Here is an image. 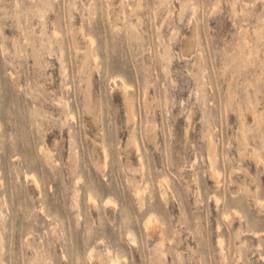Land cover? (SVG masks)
Segmentation results:
<instances>
[{"label": "rangeland", "instance_id": "374dc122", "mask_svg": "<svg viewBox=\"0 0 264 264\" xmlns=\"http://www.w3.org/2000/svg\"><path fill=\"white\" fill-rule=\"evenodd\" d=\"M113 262L264 264V0H0V264Z\"/></svg>", "mask_w": 264, "mask_h": 264}, {"label": "bare ground", "instance_id": "6f19581e", "mask_svg": "<svg viewBox=\"0 0 264 264\" xmlns=\"http://www.w3.org/2000/svg\"><path fill=\"white\" fill-rule=\"evenodd\" d=\"M164 197V196H163ZM228 216V215H227ZM227 219V218H226ZM221 244V242L219 243V245ZM221 246V245H220ZM114 263V262H113ZM114 264H116V263H114ZM117 264H118V262H117Z\"/></svg>", "mask_w": 264, "mask_h": 264}]
</instances>
